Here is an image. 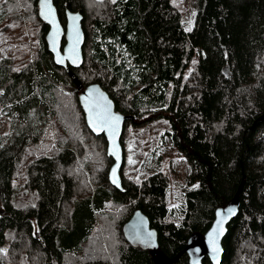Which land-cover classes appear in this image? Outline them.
Returning <instances> with one entry per match:
<instances>
[{
  "label": "trees",
  "instance_id": "16d2710c",
  "mask_svg": "<svg viewBox=\"0 0 264 264\" xmlns=\"http://www.w3.org/2000/svg\"><path fill=\"white\" fill-rule=\"evenodd\" d=\"M53 1L61 23L65 8L82 16L73 74L132 117L121 142L164 120L198 184L178 191L174 210L163 172L138 181L121 168L113 187L106 140L47 50L36 0H0V21L25 18L40 39L33 61L0 59V264H189L188 237L206 232L241 183L219 264H264V0H191L189 30L172 0ZM135 209L156 229V251L124 238Z\"/></svg>",
  "mask_w": 264,
  "mask_h": 264
},
{
  "label": "water",
  "instance_id": "95a60500",
  "mask_svg": "<svg viewBox=\"0 0 264 264\" xmlns=\"http://www.w3.org/2000/svg\"><path fill=\"white\" fill-rule=\"evenodd\" d=\"M36 0L37 18L47 26L44 42L51 53L53 62L68 73L73 82L70 90L77 93L78 103L83 111L85 123L94 135H103L106 140V153L113 160L108 170V182L117 189H122L120 171L124 161L121 142L124 124L132 119L115 110L114 103L98 83L86 86L78 80L71 69H76L83 62L84 32L82 16L78 11L65 8L64 23H61L57 7L53 0ZM115 169V175H113ZM114 179L116 182H114ZM242 183L230 201L214 211V218L202 235L188 237L185 252L189 264H202L208 259L211 264H219L222 258V239L227 232V225L233 219L239 206V194ZM232 210V211H230ZM124 238L133 246L144 250L156 251L158 247L157 231L150 226L148 217L135 209L122 225ZM151 234V235H149ZM213 239L218 251H213ZM155 255V252L153 253Z\"/></svg>",
  "mask_w": 264,
  "mask_h": 264
},
{
  "label": "rangeland",
  "instance_id": "374dc122",
  "mask_svg": "<svg viewBox=\"0 0 264 264\" xmlns=\"http://www.w3.org/2000/svg\"><path fill=\"white\" fill-rule=\"evenodd\" d=\"M181 12V22L186 30L191 28L194 8L191 0H172ZM37 28L25 18L14 19L5 16L0 21V59L13 57L14 61L25 64L33 61L35 52L40 44L36 34ZM3 117L0 116V130L3 128ZM161 119H153L145 125L127 131L122 138L124 175L135 180H142L154 171L166 174L169 180L167 198L169 208L174 210L178 206V191L183 187L197 186V182L190 186L187 175L190 167L184 154L171 144L166 132V123ZM165 122V121H164ZM70 177H76L66 166ZM92 181V175L89 172ZM93 182V181H92ZM94 184V183H93Z\"/></svg>",
  "mask_w": 264,
  "mask_h": 264
},
{
  "label": "snow or ice",
  "instance_id": "6c2138e0",
  "mask_svg": "<svg viewBox=\"0 0 264 264\" xmlns=\"http://www.w3.org/2000/svg\"><path fill=\"white\" fill-rule=\"evenodd\" d=\"M43 2H44L45 7H49V5L47 4V0H43ZM113 175H115V169H113ZM114 182H116L115 179H114ZM230 211H232V210H230ZM149 235H151V234H149ZM213 251L214 252L218 251V249L215 247V240L214 239H213Z\"/></svg>",
  "mask_w": 264,
  "mask_h": 264
},
{
  "label": "flooded vegetation",
  "instance_id": "af4514ba",
  "mask_svg": "<svg viewBox=\"0 0 264 264\" xmlns=\"http://www.w3.org/2000/svg\"><path fill=\"white\" fill-rule=\"evenodd\" d=\"M45 43V42H44ZM46 45V44H45Z\"/></svg>",
  "mask_w": 264,
  "mask_h": 264
}]
</instances>
